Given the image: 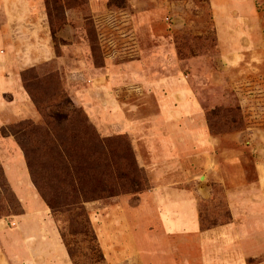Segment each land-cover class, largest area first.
<instances>
[{"label":"rangeland","instance_id":"374dc122","mask_svg":"<svg viewBox=\"0 0 264 264\" xmlns=\"http://www.w3.org/2000/svg\"><path fill=\"white\" fill-rule=\"evenodd\" d=\"M2 17L0 14V23ZM27 19L17 28L22 29L15 39L19 53L25 48ZM51 37L59 60L21 73L24 89L36 104L40 119L0 127V137H13L19 146L13 133L22 122L31 124L32 133L18 138L28 152L24 158L32 180L50 198L59 193L67 198L75 195L69 173L55 171L64 157L60 149L67 159L80 158L91 164L88 176L92 179L82 181L84 193L99 195L100 199L82 207L96 240L87 230L80 233L83 221L75 217L76 212L64 210L52 216L72 263L139 264L135 259L111 263L98 245L96 231L105 208L111 207L116 198L132 196L135 200L150 187L147 173L137 164L131 138L115 133L103 136L100 126L91 122L77 101L79 92L94 87L105 95L111 63L139 61L149 70L170 63L163 69L164 75L178 74L182 78L203 115L197 117L196 125L203 124L214 140L206 157L216 168H210L209 173L215 171L225 183L205 179L207 172L196 178L201 229L230 221L227 191L236 190L248 203L243 225L250 235L243 242V252L256 254L245 264H264V0H86L84 9L66 11L65 24L54 33V40ZM10 47L0 40V58L10 54ZM116 92L127 109L134 107V113L156 111V99L139 86ZM61 97L70 103L56 106ZM43 114H67L72 120L48 121L47 125ZM100 120L108 121L104 116ZM91 129L97 138L110 141L108 148L92 144ZM50 133L57 135L61 148L57 149ZM132 163L140 171L137 179L142 186L137 194L126 193ZM103 186L105 189L99 191ZM21 211L0 160V220L11 219ZM246 214L253 216L250 225ZM103 236L108 239L107 234ZM166 256L163 254L162 260Z\"/></svg>","mask_w":264,"mask_h":264},{"label":"crops","instance_id":"0c3cea01","mask_svg":"<svg viewBox=\"0 0 264 264\" xmlns=\"http://www.w3.org/2000/svg\"><path fill=\"white\" fill-rule=\"evenodd\" d=\"M0 14V40L11 45L10 54L0 58V127L23 120L37 122L40 117L24 89L21 73L59 60L44 0H0ZM27 17L25 48L19 53L15 39L22 29L17 28ZM168 66L170 63L164 62L149 70L139 61L111 63L105 95L94 87L77 96L103 136L115 133L131 138L137 164L150 183L135 200L119 197L105 208L102 224L97 225L98 245L111 263L135 259L139 264H245L256 254L243 252V242L250 235L243 225L248 203L236 190L227 191L230 221L201 229L196 178L207 172L205 179L225 182L215 171L209 173L210 168H216L206 157L214 140L203 124L196 125L197 117L203 118L199 105L178 74L164 75ZM129 86H139L153 96L156 111L140 115L134 113V107L127 109L116 91ZM103 116L107 122L100 120ZM0 160L22 208L20 215L0 220V264H73L13 137H0ZM252 218L246 214L249 225ZM163 254L166 260H162Z\"/></svg>","mask_w":264,"mask_h":264},{"label":"trees","instance_id":"16d2710c","mask_svg":"<svg viewBox=\"0 0 264 264\" xmlns=\"http://www.w3.org/2000/svg\"><path fill=\"white\" fill-rule=\"evenodd\" d=\"M44 6H45V12L47 16V21L49 25V29L51 32V35L53 36L54 40V33L57 32L61 26L65 24V13L66 11L72 10V9H84L86 7V0H44ZM23 82V81H22ZM33 102V101H32ZM69 104L70 102L68 100L63 101V97H61V101H59L56 106H60L61 104ZM33 104L36 106V104L33 102ZM38 111V110H37ZM43 119L45 120L46 124L49 125L52 124V121L57 120V121H62L64 123H68L69 121L72 120V116H69L67 114H60V115H54V116H47V115H42ZM19 130L18 132L13 133V136L17 138V142L20 146V148L23 150L24 156L28 157V152L25 148V145L23 141L18 138L20 135H27L31 134V124L28 122H22L19 125ZM94 132L92 129L90 130V134ZM52 139L54 140L57 149L61 148L62 144L59 142V139L55 133H50ZM91 134L92 137V144L94 146H102L103 148H108L109 142L108 140H102L97 138V136H94ZM73 139H76V137L73 136ZM113 142V141H111ZM116 143V142H115ZM61 152L63 153L64 157L59 162L56 167L55 171L60 173L66 170L69 173V179H70V187L71 189L75 192V195L71 198H67L63 196L61 193L56 194V196L53 197H48L46 194H44L40 189L38 188L36 182H33L35 188L37 189L39 195L41 196L42 200L46 203L48 206V209L51 212V215H55L56 213H59L61 211L67 210L71 212H76V216L78 218H81L83 221V224L81 225V231L80 233H84L85 230H87L88 233H90L91 238L93 241H95V236L93 233L90 231L88 227V220L85 218V214L83 213V207L82 205L84 203H88L97 199H100V196H89L84 193V187L82 185V181L85 179H92L88 175L91 173L92 166L91 164L86 163L85 161H82L80 158H75V159H67L66 152L63 149H60ZM92 154L95 156L96 154L92 152ZM27 164V163H26ZM134 166V169H128V176H130V179H126V181L129 183V190L126 192L127 194H137L141 190V183L137 179L138 174H140V171L135 167V164L132 163ZM111 165V167H113ZM28 168V166H27ZM29 170V169H28ZM119 177H122V173L119 174ZM31 176V175H30ZM32 179V177H31ZM114 185V184H113ZM121 186H124L125 184H120ZM105 187H101L99 191H103ZM125 193V194H126ZM117 196V195H116ZM22 213V211H21ZM20 213V214H21ZM19 214V215H20ZM64 243V242H63ZM68 251V250H67ZM69 254V253H68ZM70 257V256H69Z\"/></svg>","mask_w":264,"mask_h":264}]
</instances>
